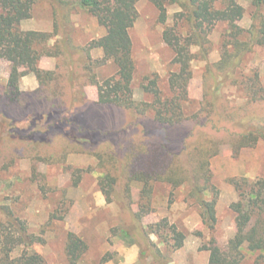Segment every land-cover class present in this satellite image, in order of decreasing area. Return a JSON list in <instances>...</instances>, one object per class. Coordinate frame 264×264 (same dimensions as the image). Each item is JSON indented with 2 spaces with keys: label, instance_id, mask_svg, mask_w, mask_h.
Masks as SVG:
<instances>
[{
  "label": "rangeland",
  "instance_id": "obj_1",
  "mask_svg": "<svg viewBox=\"0 0 264 264\" xmlns=\"http://www.w3.org/2000/svg\"><path fill=\"white\" fill-rule=\"evenodd\" d=\"M52 1L38 0L35 7L54 22ZM77 1L68 0L63 11L55 4L72 44L86 46L104 36L106 30L96 17L74 6ZM237 1L245 9L237 23L245 31L242 39L250 40L255 26V35L262 40L258 30L264 22V5L258 8L253 0ZM137 10L139 17L130 30L136 65L133 92L134 99L142 102L151 100L143 89L145 78L155 74L164 95L170 94L169 77L178 67L172 64L174 53L162 34L166 25L174 24V15L180 9L168 6L165 25L158 21V10L149 1H139ZM227 31L226 23L212 29L207 57L199 47H193L196 58L192 62L189 101L184 107L190 119L176 127L160 125L152 115L141 117L118 107L98 105L97 87L81 79L73 88L59 80L42 87L36 76L29 74L21 79V93L12 98L8 94L11 65L0 60V219L6 221V213L12 211L37 239L31 248L18 247L15 257L28 250L42 255L45 264H70L66 255L69 232L88 246L78 264H210V253L200 248L211 239L222 248L228 246L236 233V214L230 206L240 199L231 180L264 179V140L251 148L236 149L226 131L217 133L212 126L215 123L218 129L242 132L243 126L235 119L239 111L258 116V121L251 123L259 126L264 121V104L248 103L242 86L226 84L220 89L218 109L210 115L201 112L206 103V69L221 59L224 42L231 40ZM91 55L92 74L98 81L116 74L112 61L100 64L104 57L101 49L92 50ZM44 62L55 70L58 59L45 58ZM242 67L245 74L257 71L264 84V44L254 45ZM75 70L82 73L78 66ZM198 113V119H193ZM231 115L234 119L228 120ZM201 133L219 142L213 145L212 140L205 139L199 145L206 152H214L207 169L200 170L198 164L195 167L193 161L201 157L193 151L173 162L174 168L187 172V179L179 186L155 175L146 183V160L155 149L167 145L172 153L181 152ZM195 170H199L200 186H213L218 192L214 229L202 223V209L192 192ZM178 175V180L183 178ZM106 176L114 179L111 202L100 186ZM213 194L208 190L205 198L211 200ZM137 212H141V220L136 219ZM164 218L186 235L181 249L173 250L164 238L150 232L149 226ZM253 259L246 254L242 264H252Z\"/></svg>",
  "mask_w": 264,
  "mask_h": 264
},
{
  "label": "trees",
  "instance_id": "obj_2",
  "mask_svg": "<svg viewBox=\"0 0 264 264\" xmlns=\"http://www.w3.org/2000/svg\"><path fill=\"white\" fill-rule=\"evenodd\" d=\"M37 1L0 0V60H5L11 65L8 94L12 98L18 97L21 93V79L29 74L35 75L42 87H49L59 80L73 88L77 79H81L97 87L98 105L118 107L141 117L152 115L153 120L163 126H179L190 119L186 116L184 107L189 101L188 87L193 76L192 62L196 58L192 49L199 47L203 57H207L208 35L218 23H226L227 34L231 40L224 42L221 59L207 66L206 103L201 112L206 111L207 115H210L218 109L220 89L226 84L242 86L248 103L264 104V84L259 73L254 70L250 74L242 72V65L254 45L264 44V22L258 30L263 37L262 40L257 39L255 26L250 31V40L242 39L245 31L237 23L243 19L245 9L237 0H147L157 8L158 21L163 25L168 20V6L177 5L180 9L174 15V24L166 25L162 34L164 42L173 50L172 64L178 69L169 77L170 94L167 95H164L160 88L159 77L156 74L153 78L146 77L147 84L143 85V89L150 95L151 100L142 102L134 99L136 65L132 56L133 43L130 36V30L139 17L137 3L141 0H78L74 6L81 7L96 17L99 25L106 30L104 36L92 40L86 46L72 44L68 34L63 30L62 17L57 14L58 8L55 3H58L60 10L63 11L69 5L68 0L52 1L55 17L53 32L22 30L21 23L32 17ZM253 4L258 8L262 7L264 0H253ZM182 28L187 29V33H184ZM54 38L56 40L51 44ZM94 49L103 51L104 57L100 64L112 61L117 70L114 76L102 82L92 74L91 52ZM45 58L58 59L55 70L41 67V62ZM62 59L65 62H61ZM75 66L82 69L81 74L77 73ZM81 91L82 89L78 91L79 94ZM223 112L224 109L220 110V113ZM239 112L235 119L243 126L242 132L230 133L224 127L218 129L214 120L211 121L214 123L212 128L217 133L226 131L236 149L254 147L260 140H264V121L259 126L252 125V121H258V116ZM200 113L193 119H198ZM231 117L233 116H228V120L234 119ZM205 139L212 140L210 143L213 145L219 144L214 137L201 133L193 144L186 145V149L181 152L172 153L167 145L155 149L146 160V183L156 176L179 186L187 179L185 176L187 172L184 168H174L173 162L193 151L198 152L201 157L193 161L195 167L198 164L200 170L207 169L208 158L214 152L208 149V153L206 149L199 147ZM195 171L191 177L192 192L202 209V223L207 228L214 229L218 221L216 211L218 192L213 186H200L199 170ZM178 174L183 178L178 180ZM231 181L240 196L239 201L230 206L236 214V233L226 248H222L216 239H211L209 244L202 246L200 250L210 253V264H242L246 254L254 257L252 264H264V179L254 182L246 178ZM113 182L111 176L104 177L100 182L109 202L112 201ZM208 190L214 192L211 200L205 198V192ZM6 215V221L0 219V264H45L42 255L28 250H24L18 257L13 255L18 247L31 248L37 239L29 233L25 221L10 210ZM135 217L141 220V212H137ZM149 229L151 233L164 238L173 250H179L184 246L186 235L175 225H171L166 218L150 225ZM87 250L88 246L81 237L73 232L68 233L66 255L70 264H78Z\"/></svg>",
  "mask_w": 264,
  "mask_h": 264
},
{
  "label": "crops",
  "instance_id": "obj_3",
  "mask_svg": "<svg viewBox=\"0 0 264 264\" xmlns=\"http://www.w3.org/2000/svg\"><path fill=\"white\" fill-rule=\"evenodd\" d=\"M41 8H34L33 15L30 19L24 20L21 23V28L24 31L52 32L54 28L53 19L47 16L40 15ZM41 67L52 70L53 65H46L44 59L41 62Z\"/></svg>",
  "mask_w": 264,
  "mask_h": 264
}]
</instances>
